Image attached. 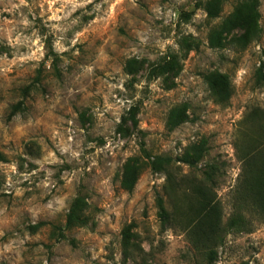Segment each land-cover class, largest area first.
<instances>
[{
  "label": "rangeland",
  "instance_id": "1",
  "mask_svg": "<svg viewBox=\"0 0 264 264\" xmlns=\"http://www.w3.org/2000/svg\"><path fill=\"white\" fill-rule=\"evenodd\" d=\"M210 1L0 0V264H209L183 221L214 163L224 228L209 245L214 264H264V214L239 194L243 156L264 131V0H225L215 19ZM248 1L258 3L257 35L243 45L236 30L213 48L211 34ZM212 73L231 82L226 105L208 87ZM185 105L189 122L171 131L169 113ZM132 108L139 126L124 125L125 136ZM202 141L196 169L175 162L155 173L141 152L144 143L176 160ZM132 158L142 170L127 192ZM78 197L85 225L66 229ZM158 197L177 219L169 228ZM238 217L245 227L230 228Z\"/></svg>",
  "mask_w": 264,
  "mask_h": 264
},
{
  "label": "trees",
  "instance_id": "2",
  "mask_svg": "<svg viewBox=\"0 0 264 264\" xmlns=\"http://www.w3.org/2000/svg\"><path fill=\"white\" fill-rule=\"evenodd\" d=\"M225 0H211L207 3V13L211 19L218 18L222 11V6ZM258 3L257 1H248L240 4L233 14L224 22L222 27L214 31L210 36V44L213 48H224L225 42L230 35L236 30L245 32L239 39L243 45L249 44L251 38L257 35L258 29ZM137 62L131 61L128 64V72L132 74L136 69ZM262 78L264 75L262 74ZM208 87L215 98V101L220 105H226L233 96V88L229 78L220 73H212L205 77ZM26 93L29 92L27 88ZM24 110L23 101L14 106L10 113V118L15 117L18 113ZM138 110L132 108L128 117L124 118L119 130H123V126L130 123L134 130L138 129ZM189 122L188 107L179 106L174 108L169 113L168 128L173 131ZM263 125H260L262 129ZM125 136H129L125 129ZM261 138L258 145H253L250 150L243 156L244 163V178L240 185V199L243 205L257 206L264 214V131H261ZM252 141H255L252 139ZM251 141V142H252ZM141 152L147 160V164L155 173L166 172L175 162H181L190 168L196 169L197 166L204 160L207 149V141H202L199 145L191 146L180 159H172L162 156H152L142 143ZM141 159L132 158L127 161L123 168L121 179V187L127 192H132L141 176ZM220 168L217 164H210L203 171V179L191 189L193 201L185 212L186 220L184 230L190 237L192 244L200 249L205 246L208 248L209 264H214L218 258V253L211 248L212 245H217L222 242L224 228L222 227V208L217 197L218 176ZM86 207V201L78 197L72 203L66 220V229H71L76 226H84L82 213ZM158 216L165 228H169L177 219L172 218V215L165 208L163 198H157ZM178 224V223H177ZM183 225V224H182ZM246 223L242 217H238L231 221L230 228L240 229L245 227ZM39 225L32 227L31 230L36 231ZM126 239H128L126 234ZM211 245V246H209Z\"/></svg>",
  "mask_w": 264,
  "mask_h": 264
}]
</instances>
